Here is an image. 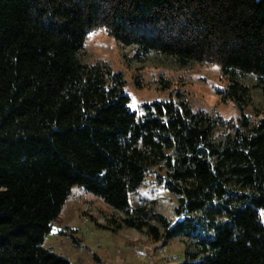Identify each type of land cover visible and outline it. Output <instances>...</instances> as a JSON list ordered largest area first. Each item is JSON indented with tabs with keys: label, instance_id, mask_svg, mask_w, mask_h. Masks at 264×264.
Listing matches in <instances>:
<instances>
[{
	"label": "trees",
	"instance_id": "obj_1",
	"mask_svg": "<svg viewBox=\"0 0 264 264\" xmlns=\"http://www.w3.org/2000/svg\"><path fill=\"white\" fill-rule=\"evenodd\" d=\"M100 29L140 60L218 65L239 107L240 76L264 95V0H0V264H72L43 244L74 188L113 208L114 231L182 240L181 264H264V118L131 110L123 75L82 58ZM150 174L176 221L132 205Z\"/></svg>",
	"mask_w": 264,
	"mask_h": 264
},
{
	"label": "rangeland",
	"instance_id": "obj_2",
	"mask_svg": "<svg viewBox=\"0 0 264 264\" xmlns=\"http://www.w3.org/2000/svg\"><path fill=\"white\" fill-rule=\"evenodd\" d=\"M85 62L108 64L125 79L126 94L133 111L145 103L182 100L193 111H207L235 122L242 115L257 121L264 118V95L255 87L253 75L240 76L249 87L251 102L238 103L226 98L230 78L215 64L178 67L169 59L148 56L136 58L132 47H125L100 29L90 33L82 54ZM156 200L158 211L172 222L177 220L178 198L156 185L150 174L145 184L131 196L132 205ZM264 225V210L259 211ZM116 213L101 198L74 188L61 214L46 236L44 248L72 264H181L185 245L180 239L167 243L153 241L146 232L134 229L114 231L111 219Z\"/></svg>",
	"mask_w": 264,
	"mask_h": 264
}]
</instances>
